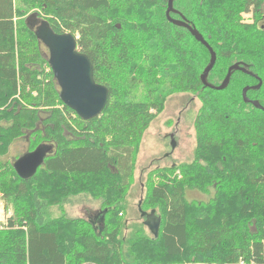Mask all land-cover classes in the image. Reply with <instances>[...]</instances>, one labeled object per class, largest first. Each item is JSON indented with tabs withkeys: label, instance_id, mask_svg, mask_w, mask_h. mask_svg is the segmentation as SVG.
<instances>
[{
	"label": "trees",
	"instance_id": "1",
	"mask_svg": "<svg viewBox=\"0 0 264 264\" xmlns=\"http://www.w3.org/2000/svg\"><path fill=\"white\" fill-rule=\"evenodd\" d=\"M168 5L0 0V193L11 212L0 223V264H264V111L243 99L250 87L264 108V0H174L171 18L216 54L210 85L235 64L255 76L234 71L223 91L204 86L211 54L169 21ZM34 18L77 38L109 90L99 117L63 103ZM178 95L200 103L192 159L147 171L133 221L127 197L144 136ZM19 142L27 152L8 160ZM35 152L43 163L22 176L17 161ZM80 196L102 203L101 227L67 214ZM152 211L157 238L142 217Z\"/></svg>",
	"mask_w": 264,
	"mask_h": 264
},
{
	"label": "water",
	"instance_id": "2",
	"mask_svg": "<svg viewBox=\"0 0 264 264\" xmlns=\"http://www.w3.org/2000/svg\"><path fill=\"white\" fill-rule=\"evenodd\" d=\"M173 3L174 0H169L166 13L169 21L175 25L188 29L192 36L198 42L202 43L211 54V62L202 75V82L205 87L217 91L225 90L229 85L234 71H241L254 76L246 68L241 67L239 64H235L230 67L226 79L220 86L215 87L210 85L208 83V76L216 64V54L198 30L185 21H178L171 18V13L174 12ZM33 29L38 38L49 50V65L62 90L61 99L63 103L86 120L99 117L107 106L109 90L107 87L96 83L92 62L86 54L79 50L77 38L70 33H55L44 21L40 23L37 29ZM258 80L259 84L254 87L256 89H260L262 86V81L260 79ZM250 89V87H246L243 90L244 102L252 104L255 108L264 111V108L258 101H252L248 98L247 93ZM172 147L173 149L175 148L174 141ZM42 163V154L40 152H35L19 159L15 167L19 174L29 177L36 172ZM142 217H145L144 225L151 234L157 238L161 226V218L156 215L155 211L151 213H142Z\"/></svg>",
	"mask_w": 264,
	"mask_h": 264
},
{
	"label": "rangeland",
	"instance_id": "3",
	"mask_svg": "<svg viewBox=\"0 0 264 264\" xmlns=\"http://www.w3.org/2000/svg\"><path fill=\"white\" fill-rule=\"evenodd\" d=\"M245 17L246 19L249 18ZM35 20V18L32 19V28L37 29L40 23ZM42 48L46 52L49 51L43 42ZM199 108V101H191V96H174L168 101L165 111L147 130L138 158L136 183L127 197L131 220H141L137 207L143 192L141 184L147 171L157 166H169L173 163L189 162L192 159L196 144L193 121ZM171 135H173V139ZM173 141L175 142L174 149L172 147ZM26 152V143L19 142L11 148L7 159L13 161L15 157ZM186 193L189 199L191 191ZM193 198H199V196L196 195ZM3 204L0 199V223L5 224L8 217L11 216V212L6 213ZM96 204L97 201L89 196L72 197L66 204V211L69 216L74 218L86 220L91 218V222H94V225L97 226L98 219H95V209L98 205Z\"/></svg>",
	"mask_w": 264,
	"mask_h": 264
},
{
	"label": "crops",
	"instance_id": "4",
	"mask_svg": "<svg viewBox=\"0 0 264 264\" xmlns=\"http://www.w3.org/2000/svg\"><path fill=\"white\" fill-rule=\"evenodd\" d=\"M97 209H95L96 211V216H95V219L97 218L98 222H97V227H101L102 226V222H103V212H102V203L100 201H97ZM86 220V219H85ZM88 221H92V219H87ZM94 223V222H92ZM96 223V222H95Z\"/></svg>",
	"mask_w": 264,
	"mask_h": 264
},
{
	"label": "flooded vegetation",
	"instance_id": "5",
	"mask_svg": "<svg viewBox=\"0 0 264 264\" xmlns=\"http://www.w3.org/2000/svg\"><path fill=\"white\" fill-rule=\"evenodd\" d=\"M171 138L173 139V135H171Z\"/></svg>",
	"mask_w": 264,
	"mask_h": 264
},
{
	"label": "built area",
	"instance_id": "6",
	"mask_svg": "<svg viewBox=\"0 0 264 264\" xmlns=\"http://www.w3.org/2000/svg\"><path fill=\"white\" fill-rule=\"evenodd\" d=\"M2 197V195L0 194V198Z\"/></svg>",
	"mask_w": 264,
	"mask_h": 264
}]
</instances>
